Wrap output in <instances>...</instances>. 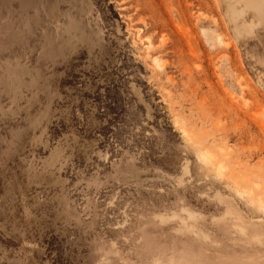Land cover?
Masks as SVG:
<instances>
[{"label":"rangeland","instance_id":"obj_1","mask_svg":"<svg viewBox=\"0 0 264 264\" xmlns=\"http://www.w3.org/2000/svg\"><path fill=\"white\" fill-rule=\"evenodd\" d=\"M0 264H264V0H0Z\"/></svg>","mask_w":264,"mask_h":264}]
</instances>
